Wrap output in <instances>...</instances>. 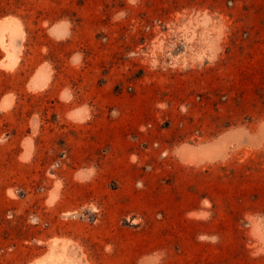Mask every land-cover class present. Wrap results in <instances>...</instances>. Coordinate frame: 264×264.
Returning a JSON list of instances; mask_svg holds the SVG:
<instances>
[{
	"label": "rangeland",
	"instance_id": "374dc122",
	"mask_svg": "<svg viewBox=\"0 0 264 264\" xmlns=\"http://www.w3.org/2000/svg\"><path fill=\"white\" fill-rule=\"evenodd\" d=\"M0 264H264V0H0Z\"/></svg>",
	"mask_w": 264,
	"mask_h": 264
},
{
	"label": "bare ground",
	"instance_id": "6f19581e",
	"mask_svg": "<svg viewBox=\"0 0 264 264\" xmlns=\"http://www.w3.org/2000/svg\"><path fill=\"white\" fill-rule=\"evenodd\" d=\"M16 31V30H15ZM19 30H17L16 32H18ZM9 59H10V61L13 63V65H15L16 63H17V61H18V59H17V57L15 56V55H13V54H10L9 55Z\"/></svg>",
	"mask_w": 264,
	"mask_h": 264
}]
</instances>
